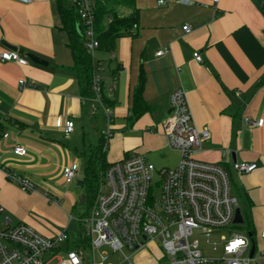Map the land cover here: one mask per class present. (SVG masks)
Masks as SVG:
<instances>
[{
	"label": "crops",
	"instance_id": "crops-1",
	"mask_svg": "<svg viewBox=\"0 0 264 264\" xmlns=\"http://www.w3.org/2000/svg\"><path fill=\"white\" fill-rule=\"evenodd\" d=\"M159 1L109 3L120 18L137 15L138 27L134 34L120 37L113 51L95 54V62L104 69V93L113 102L112 124L118 117L123 122L119 127L124 126L109 141L107 161L115 163L139 153L157 169L176 167L181 154L168 147L163 124L170 95L185 89L197 127L210 132L194 158L219 164L229 173L245 231L249 225L254 234L251 264H264V0H220L218 5L207 0H192V4L164 0L166 6ZM62 6L71 8L70 1L0 0V49L28 60L25 66L0 60L2 219L13 225L27 223L50 238L68 231L67 218L79 204L84 206L80 215L85 213L86 191L74 202L57 185L64 181L65 170L78 164L73 183L85 189L79 184L84 181L83 157L95 150L104 131L98 121L101 111L94 113L92 103L82 97L78 73L72 70L74 57L63 29ZM109 19L105 16V25ZM186 25L190 33L183 30ZM160 51L165 52L158 56ZM195 53L201 55V63L194 59ZM30 55L48 64H36ZM141 72L146 78L143 97L151 110L131 124ZM21 80L34 87L22 89ZM60 119L73 121L74 133L66 137L57 126ZM250 121L263 124L251 127ZM16 146L24 147L27 154L15 155ZM235 163L257 164V169L239 178ZM6 173L28 179L38 191H24ZM47 193L66 200L57 205L47 199ZM39 208L61 211L63 219L55 220L54 226L44 224L33 214Z\"/></svg>",
	"mask_w": 264,
	"mask_h": 264
},
{
	"label": "built area",
	"instance_id": "built-area-1",
	"mask_svg": "<svg viewBox=\"0 0 264 264\" xmlns=\"http://www.w3.org/2000/svg\"><path fill=\"white\" fill-rule=\"evenodd\" d=\"M13 1L23 4L32 2ZM69 1L79 15L84 46L95 61V54L100 50L95 29L96 0ZM174 1L193 3L192 0ZM207 1L212 5L220 2ZM159 4L166 6L168 2L160 0ZM137 27V24L134 25V30ZM183 30L190 33L191 27L186 25ZM164 52L160 51L157 55L161 56ZM194 59L199 63L203 61L199 53L194 54ZM0 60L21 66L28 64L26 58L11 50L0 49ZM95 65L91 86L93 96L88 100L92 103L93 112L103 111L111 125L113 112L103 100L104 69L101 63L95 62ZM19 84L22 89L34 87L25 80ZM169 106L172 112L163 124V131L168 147L181 154L176 167L157 169L139 153L128 154L113 163L102 174L93 206L79 218L82 238L72 243L67 229L58 237L50 238L27 224H11L9 220L2 219L4 208L0 206V264H108L109 254L102 250L105 247L113 252H123L127 248L136 254L156 241L163 249L158 264H251L253 258L250 252L254 240L247 232L244 235L233 231L229 239L222 235L224 243L220 258L208 257L201 249L197 233L210 241L216 231L233 227L239 200L233 193L231 177L222 166L194 158V154L201 151L210 139V132L197 127L186 90L180 88L174 91L170 95ZM262 124L263 121H250L251 127ZM57 126L66 137L75 131V123L71 120L60 119ZM102 136L109 141L114 133L103 132ZM13 153L25 156L27 150L16 146ZM256 169L257 164L233 165L239 178ZM79 170L78 164L65 170L66 184L76 180ZM155 175H158V181L153 185ZM6 176L24 191H38L26 178L12 173H6ZM46 197L51 200L48 194ZM261 237L264 239V233ZM81 239H87V244L75 247ZM120 264L135 263L131 256L124 254Z\"/></svg>",
	"mask_w": 264,
	"mask_h": 264
},
{
	"label": "trees",
	"instance_id": "trees-1",
	"mask_svg": "<svg viewBox=\"0 0 264 264\" xmlns=\"http://www.w3.org/2000/svg\"><path fill=\"white\" fill-rule=\"evenodd\" d=\"M112 4L131 3V0H96V34L100 43V50L113 51L116 41L123 36L134 34V25L138 24L137 15L120 18L114 11L111 10ZM63 29L69 36V47L72 50L74 57V67L72 70L78 73L81 87L82 97L86 100L90 99L93 94L91 91L93 74L95 71V61L92 55L84 46L83 32L79 28V15L74 8H61ZM109 15L110 23L104 24L105 16ZM146 83V78L143 72L140 74V83L133 96V106L129 122L134 124L144 114L150 112L151 108L145 102L143 97V90ZM103 100L108 107H113V102L103 93ZM112 139V138H111ZM110 141V140H109ZM109 141L103 136H100V142L95 150L89 154L84 155V181L82 187L85 188L87 194L86 210H89L95 200L98 186L102 174L113 164L107 161V153L109 151ZM237 197V196H236ZM239 200V197H237ZM246 223V222H245ZM242 225V228L247 230V227ZM248 234L254 240V234L248 225ZM87 239H81L77 242L75 247L81 244H87Z\"/></svg>",
	"mask_w": 264,
	"mask_h": 264
},
{
	"label": "rangeland",
	"instance_id": "rangeland-1",
	"mask_svg": "<svg viewBox=\"0 0 264 264\" xmlns=\"http://www.w3.org/2000/svg\"><path fill=\"white\" fill-rule=\"evenodd\" d=\"M100 115L102 117L98 119V121L100 124V128L104 130L103 132H112V133L117 134V130H119L120 128L122 129V127H124V126L119 127L120 124L123 123L122 119H119L117 117L116 123L109 125L103 111H101ZM123 120H126V119H123ZM89 127H91V123ZM111 157H112L111 155L108 156L109 160ZM157 181H158V175H155L154 180H153V185H156ZM57 187L62 192V194L67 195L69 193L71 195L69 199L70 200L73 199L74 202L80 201V199H82V197L85 195V189H81V187L77 186L76 182L71 185H68L66 184L65 181H63V182H60L57 185ZM47 194L51 198V200L48 199L50 202L52 201L55 204L58 203L57 205L62 204V200L64 199V196L62 198L61 197L56 198V196L54 197L50 195L49 193ZM83 210H84V206L82 204H79L78 209L73 214H71L70 212L71 215H69L67 218L68 221H70V225L68 227L69 228L68 235L70 237L71 243L82 238V232H81L82 227H81V224L79 223V218L81 216L80 212H82ZM33 214H35L34 215L35 218H37V220H39L40 222L44 224H49L52 226L55 225V220L60 221L63 219V213L55 209L39 208L38 211L34 209ZM24 224H27V223H24ZM233 231L236 233L244 234V235L246 234V231L245 229L242 228V225L241 226L234 225L233 227L229 229L216 231L210 241H208L205 237L197 233V237L201 241V249L203 250L205 255L209 257H213V258L215 257L220 258L222 256V249H223V243H224L221 240V236L225 235L227 239H229ZM215 245H216V250H215ZM102 250L107 251L109 254L108 260H107L108 264H120L124 260V254L127 256H131V259L135 264H152V262L154 261H156L158 264L159 258L161 257L163 249H162L161 244L158 241H156L154 243H150L149 245H147V247L144 250L136 254H133L127 248L124 249L123 252L121 251L113 252L112 249L108 247H105Z\"/></svg>",
	"mask_w": 264,
	"mask_h": 264
},
{
	"label": "water",
	"instance_id": "water-1",
	"mask_svg": "<svg viewBox=\"0 0 264 264\" xmlns=\"http://www.w3.org/2000/svg\"><path fill=\"white\" fill-rule=\"evenodd\" d=\"M30 60L36 64H40V65H47L48 63L43 61L42 59H39L33 55H30L29 56ZM171 110L168 111V114H171ZM80 185L83 184V182H80L79 183ZM234 225H244L245 221H244V218L242 216V213H241V210L240 208H237L236 209V212H235V218H234ZM251 236V235H250ZM255 251H256V245H255V242H253L252 244V248H251V252H250V257H254V254H255Z\"/></svg>",
	"mask_w": 264,
	"mask_h": 264
}]
</instances>
